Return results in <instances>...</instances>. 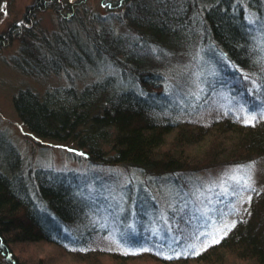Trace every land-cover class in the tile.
Masks as SVG:
<instances>
[{
	"label": "trees",
	"instance_id": "trees-1",
	"mask_svg": "<svg viewBox=\"0 0 264 264\" xmlns=\"http://www.w3.org/2000/svg\"><path fill=\"white\" fill-rule=\"evenodd\" d=\"M49 1L34 7H53L66 34L56 33L48 43L46 32L29 29V17L22 32L13 26L26 56L21 71L59 74L75 62L80 70L96 69L101 79L67 89L58 100L19 91L13 105L20 120L34 136L71 143L89 165L140 172L150 193L131 197L130 185L123 204L91 198L80 188L89 174H23L10 148L0 163V253L6 264H18L11 245L30 242L83 259L108 255L113 264H227V255L264 264V181H251L249 171L231 203L204 220L187 216L183 197L167 205L162 199L168 178L178 174L264 162V0H101L104 13L90 26L69 4ZM200 55L205 98L196 109L184 108L187 88L168 75L183 64L180 57L195 64ZM157 181L163 193L154 190ZM176 183L186 188L184 181ZM162 231L182 235L190 249L169 246Z\"/></svg>",
	"mask_w": 264,
	"mask_h": 264
},
{
	"label": "rangeland",
	"instance_id": "rangeland-1",
	"mask_svg": "<svg viewBox=\"0 0 264 264\" xmlns=\"http://www.w3.org/2000/svg\"><path fill=\"white\" fill-rule=\"evenodd\" d=\"M57 1L64 3V5L69 4L73 11L79 12L83 18L87 17L88 26L93 22L91 21L93 18L96 19V14L104 13V9L100 4L101 0ZM36 2L38 0H0V163L4 161L5 152L8 153V149L11 148L14 154V166L17 169L20 168L23 174L29 170L36 171L38 169L76 170L80 174H89L87 180L80 187L81 193L88 197L107 196L108 198L117 199L123 204L125 198H127L130 185L135 187L131 197L140 191L149 194L150 188L145 187L144 184L146 183L145 179H149L145 178L140 172L129 171L119 166L89 165V162L83 156L78 155L73 148L75 146L71 143H57L34 136L20 120L15 105H13L14 96L19 91L28 89L42 97L50 94L53 99L58 100L61 96L64 97V91H67V89L80 90L89 83L95 82L97 78L101 79L99 76H95L96 69L91 67L87 69V67L80 70L75 66L77 64L75 62L74 65L65 64L59 74L40 75L21 71L20 65L22 62H26V56L23 55L24 51L21 50L22 40L12 32L13 26L17 25V29L22 32L24 25L27 28L24 22L29 17L31 19L28 21L33 25L29 29H34L36 35L46 32V35L50 36L48 43L57 40L55 39L56 33L58 35L62 34L63 38L67 31L66 24H63L62 21L63 17H60L53 7L38 10L34 7ZM51 2L53 1L47 2L49 6L54 4ZM82 5H85L84 9ZM97 19L103 20L98 17ZM31 25L29 26L31 27ZM67 26L74 31H78L76 26ZM184 59V56L180 57L179 61H182L183 64L174 67L168 76L174 82L180 83L185 89L187 88V98L182 101V106L196 109L199 102L205 98L203 93L205 88L200 86V79L204 73V60L201 55L197 57V63L195 64L193 58L191 62H185ZM33 66L35 67V65ZM112 69L114 70V67ZM206 82V84H211L209 80H206ZM244 168V166L236 165L222 166L221 168L200 167L196 173L178 174L176 178H168L167 187L164 188L166 195H164L165 198H162L165 200L163 204L167 205L173 200L183 197L180 205L185 207L187 216H191L195 220L209 218V216H212L213 211L220 209L222 205H227L225 202H230L232 191L234 192L236 188L244 184V179L247 178L249 172L251 173V181L253 179L258 183L264 181V162H254L250 165V168ZM176 180L184 181L187 189L182 187L180 183L177 184ZM150 185H153L151 181ZM156 185L154 189L156 193H163L162 187L165 186L159 185L158 181ZM143 186L146 189L141 188ZM161 195L160 198L163 197ZM220 199L223 202L218 204ZM120 202L118 203L121 205ZM234 207L239 208V203L235 202ZM154 228L158 232L161 231L156 226ZM162 237H169V233L162 231ZM169 238L167 241L169 246L176 249L181 247L190 249L188 244H182V235H174ZM11 250L18 264H113L112 258L108 255L91 256L83 259L47 242L13 244ZM227 256V262L223 261L224 263L245 264L229 255ZM6 263L5 256L0 253V264ZM127 264L160 263L150 259H133L129 260ZM190 264L197 263L192 262Z\"/></svg>",
	"mask_w": 264,
	"mask_h": 264
}]
</instances>
